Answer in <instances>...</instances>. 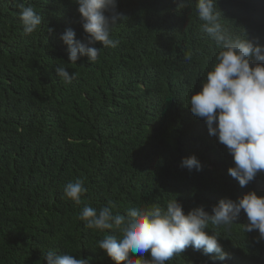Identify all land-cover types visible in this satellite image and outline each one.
<instances>
[{"label":"trees","instance_id":"1","mask_svg":"<svg viewBox=\"0 0 264 264\" xmlns=\"http://www.w3.org/2000/svg\"><path fill=\"white\" fill-rule=\"evenodd\" d=\"M21 3L43 17L27 36ZM254 4L217 0L225 27L264 48V31L252 21L264 3ZM116 12L117 47L96 42V62L83 56L72 64L61 35L69 27L77 39L88 35L74 0H0V264H47L49 250L115 264L97 246L111 230L78 219L84 203L98 209L112 200L114 213L126 214L175 197L186 213L211 212L221 199L264 195V172L241 187L228 174L231 154L190 111L218 51L201 31L196 0H117ZM58 65L75 73L71 83ZM193 154L201 170L181 166ZM76 179L88 189L80 205L64 194ZM235 222L215 229L227 259L188 247L168 264H264V239L243 231V211Z\"/></svg>","mask_w":264,"mask_h":264},{"label":"clouds","instance_id":"2","mask_svg":"<svg viewBox=\"0 0 264 264\" xmlns=\"http://www.w3.org/2000/svg\"><path fill=\"white\" fill-rule=\"evenodd\" d=\"M254 1L253 10L264 3ZM74 2L88 35L83 40L77 39L75 31L66 28L61 39L67 46L68 59L77 64L81 57L87 56L96 62L102 48H115L119 43L111 37V28L121 15L116 12L117 0ZM18 7L23 33L31 35L43 23V17L30 5L21 3ZM196 13L203 22L201 31L215 42L218 51L201 89L192 93L188 105L195 117L205 121L209 135L215 136L231 154L234 166L228 168V174L245 187L264 172V48L225 27L217 0H196ZM252 21L264 31L263 12L260 11L259 17L252 13ZM96 42L103 47H95ZM184 58L190 61L192 52H186ZM55 70L67 83L75 78V73L70 75L62 65ZM181 166L189 171L202 168L194 154L183 158ZM87 191L81 179L64 186L65 196L77 205L83 203ZM116 207L112 200L98 209L84 203L78 216L89 229L100 233L111 230L97 241V246L115 264H168L188 247L206 255L214 254L213 260H225L228 253L219 242L220 232L215 229L230 231L241 211L248 220L242 224L243 231L257 230L259 238L264 239V195L256 191H248L238 200L221 199L211 212L200 206L186 213L175 197L164 205L129 207L126 214L114 213ZM44 260L47 264H89L88 259L52 250L44 253Z\"/></svg>","mask_w":264,"mask_h":264}]
</instances>
